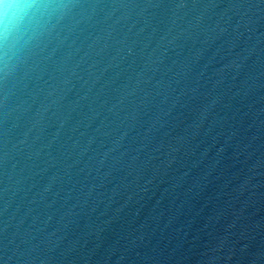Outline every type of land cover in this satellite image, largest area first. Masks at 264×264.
<instances>
[{
	"label": "water",
	"instance_id": "95a60500",
	"mask_svg": "<svg viewBox=\"0 0 264 264\" xmlns=\"http://www.w3.org/2000/svg\"><path fill=\"white\" fill-rule=\"evenodd\" d=\"M0 264H264V0H0Z\"/></svg>",
	"mask_w": 264,
	"mask_h": 264
}]
</instances>
